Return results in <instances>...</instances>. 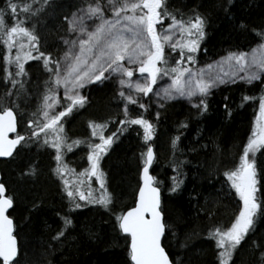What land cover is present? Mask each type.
Segmentation results:
<instances>
[{
    "label": "snow or ice",
    "instance_id": "1",
    "mask_svg": "<svg viewBox=\"0 0 264 264\" xmlns=\"http://www.w3.org/2000/svg\"><path fill=\"white\" fill-rule=\"evenodd\" d=\"M35 3V0H33ZM50 0H43L44 6L49 5ZM106 9L95 0L89 3L85 9H77L71 13V19L64 16L68 22L69 33L74 38L59 37L68 47L62 58H57L51 51H42L41 37L37 34L35 25L22 26L27 23L32 15H37L41 9H34L33 4L23 3L24 20L17 17L21 4L14 0H6L5 7L0 8V33L4 36L8 53L3 57L6 65H15L12 71L5 68V80L11 85V89H17L15 93L10 89L8 96H19L24 88L23 78L28 76L25 64L29 60L40 61L41 71L47 74L44 82L47 91L55 96V90L63 85L65 96L71 101L63 110L51 114L49 109L53 107L48 103L49 96L43 97L42 106L32 114V118L26 121L25 134L17 131L18 105L0 107V157H14L19 150L30 145L53 149L55 167L53 173L63 181L64 191L69 201V209H80L86 204H99L109 208L113 202V194L107 189V174L101 166L103 158L110 152L118 134H123L125 128L117 127L110 135L105 136L103 130L107 122L97 124L89 121L92 128V136L99 137L100 142L88 141L87 153L88 167L79 175L87 174L88 183L84 180L77 182L78 186L69 187L71 183L65 178L69 169L64 161L63 148L66 146L71 151L84 141L73 140L66 143L67 136L64 133L62 118L70 115L74 107L83 108L88 97L80 94L89 84H102L110 79L113 74L119 78V97L123 98V112L126 119L119 120L120 125H138L143 129V140L146 150L141 153V167L139 170L138 191L135 205L115 215V221L121 233L130 238L128 246V258L130 264H174L166 251L164 240L173 232L174 225L170 224L167 210L162 200L161 182L152 174L154 161L157 155L150 141L155 136L153 122L143 114L134 118H128L129 104L137 105L147 112L150 105L141 102V98H149V94L156 97V103L160 108L164 107L161 100L169 101L177 98H186L190 102L193 98H199L198 103L193 104L198 114L206 112L208 104L206 97L213 89L225 83H235L237 80L247 81L251 84L264 77V43L258 48L252 49V57L244 51H230L220 61L208 63L203 67H195L197 54L200 51L201 41L206 36L207 18L199 13L189 20L177 19V16L169 10L167 0H107ZM233 0H226L225 12L230 10ZM111 12V15H107ZM14 18L12 26L7 25V17ZM170 18L171 22L164 27V21ZM85 20L92 21L91 30L85 24ZM159 26V29H158ZM243 27H247L242 25ZM179 30L187 35L188 39H178L173 42V31ZM260 37L264 38V26L260 29L253 28ZM27 37L29 48L23 51L24 45L20 44V51L15 56L11 55V49L15 47L14 37ZM166 46L171 53L178 52V59L174 63L171 53H166ZM78 49V50H77ZM23 51V55L21 52ZM206 51V50H205ZM259 51V56L256 53ZM32 52L36 55L33 56ZM215 67L218 71H213ZM134 72H138L141 79L132 80ZM244 73V75H240ZM170 78V83L155 90L154 86L164 78ZM19 86V87H18ZM134 89L133 93H127L123 87ZM72 89H77L74 95H69ZM139 94V95H137ZM245 100L252 97L245 96ZM53 103L58 101L53 100ZM227 108V105H225ZM160 111L155 112L157 120ZM186 122L181 127L186 128ZM97 129H100L99 133ZM15 133V135H10ZM180 137L173 139V148L177 146ZM264 97L259 100V113L256 124L243 147V154L239 158V164L233 170H226L230 189L239 198L240 207L230 225L227 227H215L210 229L208 236L213 238L218 251V264H230L234 253L246 241V238L257 227L258 218H264V168L257 160V154L264 155ZM181 164L173 161L171 167L176 174L171 177V186L168 191L175 193L183 184ZM27 176L37 175L34 166H29L23 173ZM99 183L103 194L100 197L93 195L91 179ZM5 183L0 182V264H23L24 252L18 241L17 226L10 210L14 209L15 197L7 194ZM85 202V203H81ZM35 207V205L33 206ZM58 215H60L58 213ZM61 226L52 237L54 242H62L67 239L74 221L69 214L61 216ZM254 247L260 249V264H264V244Z\"/></svg>",
    "mask_w": 264,
    "mask_h": 264
},
{
    "label": "trees",
    "instance_id": "2",
    "mask_svg": "<svg viewBox=\"0 0 264 264\" xmlns=\"http://www.w3.org/2000/svg\"><path fill=\"white\" fill-rule=\"evenodd\" d=\"M187 1L194 10L213 19L218 41H213L211 35L207 42V45L213 43V49L217 47L219 40L220 43L228 41L241 46L250 43L253 33H256L252 29L262 27L264 0H235L234 4L239 5L237 8L231 6L228 12L224 10L225 0ZM174 14L177 19H184L177 13ZM169 21L170 18H167L164 22L168 24ZM2 36L0 34V107L18 105V108H14L18 113V128L21 134H25L27 119L32 118V114L42 106L45 95L49 96V100L58 101L50 109L51 114L63 110L71 101L62 96L60 87L55 90L54 97L47 91L44 83L47 74L41 71L42 62L36 60H29L25 64L28 76L23 78L24 88L20 90L19 96H8L11 85L5 80V68L14 71L15 65H6L3 60L8 48ZM18 39L24 45L25 37ZM18 39H13L16 45L11 49L13 57L20 51ZM28 48L29 45H24L23 51ZM41 50L51 51L48 48ZM165 50L166 53H171L170 49ZM178 52L179 50L171 53L170 63L179 58ZM32 55L35 56L36 53L32 52ZM11 90L13 93L17 91ZM81 94L88 97L84 107L77 108L78 113L73 109L70 115L62 118L66 143L80 137L71 135L84 133L89 125L86 126L87 119L94 118L92 121L97 124L104 123L97 120V117L108 109L114 110L116 106L112 104L114 94L106 93L104 88L97 85H87ZM245 96L252 99L245 100ZM261 97H264V77L247 85L235 83L220 86V90L209 100L208 111L202 116L195 118L191 113L184 114L180 108H174L178 106H170L162 111L158 120L157 145L155 144L157 162L153 164L151 171L161 182L162 200L168 221L174 225L173 232L164 240L166 251L174 264H214L211 244L206 241L208 232L221 227L235 210L234 191H231L229 185L221 184V172L224 168L234 169L238 166L239 156L243 154V147L251 135L252 117L256 121ZM142 102L150 105L146 98ZM132 107L144 116H152L151 105L147 112L138 105ZM182 122H186L188 126L181 127ZM99 131L97 129L98 133ZM135 133L120 135L101 162L107 174V189L113 194V202L109 208L99 204H86L70 211L65 185L50 171L55 165L48 150L54 152L53 149L35 147V150L30 151L29 148L34 146L30 145L20 149L19 154L10 160L0 162L2 183H5L8 192L15 197V206L10 215L16 223L18 241L24 252L23 264H130L128 240L119 233L115 215L119 214V210L130 206L135 196L141 167L139 147L145 146L143 131L139 135ZM177 136L180 139L174 149L172 141ZM91 139L93 137H88L82 144H88ZM96 140L99 141V137ZM63 149L67 150V155V147ZM257 160L264 168V155L258 153ZM173 161L182 165L180 171L185 174L186 179L181 190L168 195L172 183V176L169 175L174 171L171 167ZM3 165L6 166L5 170L2 169ZM30 165L34 166L37 175L23 174ZM69 169L74 170L65 174V178L71 182L69 187L78 186L79 180L85 182L88 178L87 174L79 175L82 172L72 166ZM51 174L62 181L61 189L56 185L57 179ZM96 183L97 181L91 183L93 195L100 197L103 190L97 189ZM65 214L71 215L74 224L67 239L54 242L52 237L59 230L61 216ZM247 239L246 245L243 242L238 250L237 257L241 253L239 258L231 264H260V249L255 248L253 242L257 245L264 244V218H258L257 227Z\"/></svg>",
    "mask_w": 264,
    "mask_h": 264
},
{
    "label": "bare ground",
    "instance_id": "3",
    "mask_svg": "<svg viewBox=\"0 0 264 264\" xmlns=\"http://www.w3.org/2000/svg\"><path fill=\"white\" fill-rule=\"evenodd\" d=\"M177 1L178 2H175L173 0H167L168 8H169L170 11H172L173 13H177V15H179L182 18H184L185 20H189L190 18H194V14L195 13H199L201 15H204L203 12H201V11H199L197 9L194 10L192 7H190L188 5V3H187L188 2L187 0H177ZM14 2H17V3L21 4V8H19L18 12H17V17L20 20H24L25 16H26V14L23 12V7H22L23 3L33 4V8L34 9H41V11L37 15H32L30 17V19L27 21V23L22 25V26L32 27L33 25H35L36 32L41 37V43H46L47 44V42H49L51 38H53V39L55 38L56 39V38L60 37V35L63 33V31H64V29H65V27L67 25V23H66L67 21H65L63 19L64 16L70 17L71 13L76 11L78 8L86 10L87 5L89 3H94L95 0H50L48 6H44L43 0H35V3L33 2V0H14ZM235 2L236 1L233 0V4L231 6H233V7L235 6V8H237V5H239V4H234ZM0 3L4 4L1 7V8H4L6 0H0ZM100 3L105 8L107 7L106 0H100ZM224 4H226V0L224 1ZM107 15H111V14L107 12ZM205 17L207 18V21H208L207 27L205 29L206 36L201 41L200 51L197 54V64L195 65V67L198 66V64L200 65V63L203 60H206V59L209 60V59H212V58L214 59V56L220 55L223 52L227 53L229 51H236V52L244 51L247 54H249L250 52H252L253 48H255L256 46H258L260 43H262L264 41V38L260 37L257 33H253L252 41L250 43L247 42L248 44L246 43L245 45L241 46L239 44H232V43H230L228 41L220 43V40H219V43L217 44V47L215 49H213L212 48L213 47V43L212 42H210L209 45H207L208 39L211 38V35H212L213 41L214 40L218 41V39H217L218 36H217V34L215 35V33H216L215 29L216 28H214L215 24L213 22V19L212 18L209 19V17H207V16H205ZM13 21H14L13 17H11V16L7 17V25L9 27L12 26ZM170 22L171 21H169V23ZM163 23H164V27L166 28L167 24H165V22H163ZM261 26H264V20H263V23H262ZM0 34H2V33H0ZM184 35L187 36L186 34H184ZM17 37L18 36L14 37V39H16ZM3 39H4V36H3ZM25 40H27V37H25ZM49 44H50V42L48 43V45ZM166 49H169V48L166 46ZM176 59H178V58H176ZM138 75H140L138 72H134L133 76H138ZM247 84H249V83H244L243 85H247ZM94 85H97L98 87L104 88L105 92L108 93V94H112L113 93L114 97H115V99H114V101L112 103L113 105H116V106H114V110L111 111V110L108 109L107 110L108 112L104 111L100 115V117H97V120H99L101 122H104V123L105 122L108 123V127L105 130L104 135L105 136L110 135L111 132L115 131L117 127H121V128H125L126 129L123 132V134H118V136H120V135L128 136L129 134H134L135 132H138V131L139 132L135 133V134L139 135L140 132L143 131V129L140 126H138V125L127 126V125H120L119 124V120L126 119L124 113H120L119 112L120 103H121L120 101H122L123 98H120L119 95L115 93V90L113 89V86L111 85V83H109L107 81H104L102 84H94ZM219 90H220V86H218L217 88L213 89L211 94L206 97L208 108H209V100ZM149 96L151 97V99H149V98H146V99L148 100V102L152 106V94H149ZM143 99L144 98H141V102H142ZM198 101H199V98H196L194 102L198 103ZM163 103H164V107L160 111L161 114H162V111L166 110L170 106H178V107H174V108H180V110H182V113H184V114L191 113V114L195 115V118L197 116H202V114H204V113H206L208 111V109H207L206 112H203L202 114H198V110L195 107H193L192 104H188L186 101H183V100H180V99L169 100V101H165ZM73 109H74V111H76V113L79 112V110H76L77 107H74ZM152 110H153V108H152ZM258 112H259V110H258ZM140 114H143V113L133 109L132 104H129L128 118H134L135 116L140 115ZM151 117L145 115V118L151 120L153 122L154 126H155V136H154L153 140L151 141V144H152V146L154 148V151H155V153L157 155V152L155 150V149H157V147L155 146V144L157 145V137H158V132H159L158 131L159 123H158V120L156 119L154 113H152ZM160 118H161V115H160ZM93 119L94 118L87 119L86 126L89 124V121H92ZM17 121H18V118H17ZM255 124H256V121L252 117V119H251V127H250L251 133H252V130H253V127L255 126ZM86 129H88L90 131L89 125H88V127ZM17 131H19V128H17ZM90 133H92V131H90ZM81 136L85 137V131H84L83 134H81ZM121 139H123V138H121ZM144 145L145 146H141L140 145V147H139L140 155H141L142 152H144L146 150V144H144ZM35 147H37V146L34 145V146L30 147L29 148L30 151L35 150ZM175 153H176V151H175ZM47 155H48V153H47ZM241 155L242 154H240V156ZM240 156H239V158H240ZM11 158L12 157H10V158H8L6 160H0V162L8 161ZM156 162H157V159L154 161V163L156 164ZM3 168L5 170L6 166L3 165L2 169ZM226 170H233V168H229V167L228 168H224L222 170V172H221V177L223 179H221L220 181H221V184L228 186L230 182H228L227 178L224 176V172ZM0 174H1V170H0ZM175 174H176V172L174 170L173 173H170L169 176H174ZM182 179H183V181L186 179V176H185L184 173H183ZM95 181H96L95 179H91V183H94ZM85 182L86 183L89 182L88 178L85 180ZM138 183H139V176H138L137 185L135 187V196H134L133 203L130 206H128L127 208H125L123 210H119L118 211L119 213H121L123 211H126L128 208L133 207L135 205L136 194H137V191H138ZM182 187H183V184L181 186V189H182ZM231 191H234V190L231 189ZM177 192H175L173 194H176ZM7 194L11 195V193H9V192H7ZM171 194H172V192L168 191V195H171ZM233 202H234V205H235V210L231 214V216L229 217L227 222L223 223L221 225V227L229 226L231 221L234 219V216L238 212V209L240 207V201H239V198L236 195H235V198L233 199ZM117 228H118V226H117ZM118 231H119V229H118ZM119 233L121 234L120 231H119ZM122 236L126 237L124 235H122ZM127 240H128V245H129V238H127ZM206 241L210 242V244H211V249L213 251V257H214V260H213L214 264H218V251H219V249H217V247H216L215 240L213 238H210L207 235ZM238 250H237L236 253H238ZM234 258H235V255L233 257V260H235ZM258 258H259V254H258ZM232 262H230V264Z\"/></svg>",
    "mask_w": 264,
    "mask_h": 264
},
{
    "label": "rangeland",
    "instance_id": "4",
    "mask_svg": "<svg viewBox=\"0 0 264 264\" xmlns=\"http://www.w3.org/2000/svg\"><path fill=\"white\" fill-rule=\"evenodd\" d=\"M106 2H107V0H106ZM4 4L3 3H0V8L3 6ZM108 8V4H107V7H106V9ZM108 13H110L111 14V12H108ZM69 19H71V16L69 17ZM67 23V25H66V27H65V29H64V31H63V33L60 35V37L61 36H65V37H68V38H74V35L75 34H73V33H69L68 31H67V29H68V22H66ZM85 24L86 25H88L89 26V29L91 30V28L93 27V24H92V21H90V20H85ZM169 31H173L174 32V35H173V42H175L176 40H178V39H181V36H182V34H181V32L179 31V30H169ZM3 37V36H2ZM18 45H20V43H21V41H20V39H18ZM50 44L48 45V44H46V43H42V45H43V47L42 48H49L51 51H52V53L54 54V55H56L57 56V58H62L63 57V55H64V53L68 50V47L63 43V41L58 37V38H51L50 39ZM262 43H264V41L262 42ZM262 43H260V44H262ZM259 44V45H260ZM24 45H25V47H27L28 45H29V43L28 42H25L24 43ZM258 45V46H259ZM258 46H256L255 48H258ZM78 50V49H77ZM230 52V51H229ZM234 52H236V51H234ZM228 53V52H227ZM227 53H222V54H220V55H216V56H214V59L212 58V59H206V60H203L201 63H200V65L198 64V66H196V67H203L204 65H206V64H208V63H214V62H218V61H220V59H221V57H225L226 55H227ZM22 54V53H21ZM259 51L256 53V55L257 56H259ZM23 55V54H22ZM252 55H253V53L252 52H250L249 54H248V56H247V58L248 59H251V57H252ZM213 71H218V69L215 67V64H214V68H213ZM240 75H244V73H240ZM119 76L117 75V74H113V76L110 78V79H108V80H106L107 82H109V83H111V85L113 86V89L115 90V93L116 94H118L119 93V90L121 89V86L119 85V83H118V81H119ZM137 79H141V76L140 75H138V76H133L132 77V80L133 81H135V80H137ZM255 82V81H254ZM168 83H170V78H164L163 80H160V81H158V84L157 85H155L154 86V89L155 90H160V88L161 87H163V86H165V85H167ZM235 83H237V84H244V83H248L246 80L245 81H241V80H237ZM235 83H231V82H229V83H225V84H222V85H220V86H231V85H233V84H235ZM253 83V82H252ZM61 88H62V96H64L65 98H67L68 99V97H66L65 96V94H64V92H65V89H64V87H63V85H61ZM81 90L82 89H79L78 91L81 93ZM123 90L126 92V94L127 93H133L134 92V89H130V88H128L127 86H124L123 87ZM77 91V89H72L70 92H69V95H74L75 94V92ZM138 95V94H137ZM177 99H180V100H183V101H186L188 104H194L195 102V99L196 98H193V100L190 102L188 99H186V98H177ZM69 100V99H68ZM156 100H157V98L156 97H154V96H152V108H153V113L155 114V112L156 111H161L162 110V108H160L159 106H158V104L156 103ZM121 103H120V108H119V112L120 113H124L123 112V105H124V100L122 99V101H120ZM161 103H163V102H165L164 100H161L160 101ZM48 103H52V104H54L53 103V100H48ZM164 104V103H163ZM49 112H50V109H49ZM259 113V112H258ZM258 113H257V115H258ZM257 115H256V117H257ZM89 129H90V131H92V128H90L89 127ZM90 131L88 130V129H85V137H83V136H81V135H71V137L72 136H80L79 138H73V139H70L69 141H73V140H81V141H87V138L88 137H93L92 136V133H90ZM96 138H98V136H96V137H93V139H91L90 141L91 142H95V143H99L100 142V140L98 141V140H96ZM73 148H75V151H73L70 155H68L67 157H65L66 156V152H67V150H65V149H63V151H64V161H65V164H71L73 167H76V169H78V170H84L85 168H87L88 167V161H87V153H88V144H79V145H77V146H74ZM48 153L50 154V157H51V160L53 159V156H54V152L52 151V150H48ZM53 165H55V161L53 162ZM51 173H53V170H52V168H51ZM52 175V174H51ZM52 177L53 178H55V179H57L56 180V185L58 186V188L59 189H61L62 188V184H61V182H60V180L58 179V178H56V177H54L53 175H52ZM92 179H95L94 177L92 178ZM96 188L97 189H100V187H99V183L97 182L96 183ZM238 213V212H237ZM249 239V238H248ZM247 238H246V241L244 242V245H246V242H247V240H248ZM216 244V243H215ZM240 248V247H239ZM238 248V249H239ZM237 252V251H236ZM235 252V258L234 259H237V258H239V255L241 254H239L238 255V257H237V254L238 253H236Z\"/></svg>",
    "mask_w": 264,
    "mask_h": 264
},
{
    "label": "water",
    "instance_id": "5",
    "mask_svg": "<svg viewBox=\"0 0 264 264\" xmlns=\"http://www.w3.org/2000/svg\"><path fill=\"white\" fill-rule=\"evenodd\" d=\"M15 133H13V134H10V135H14ZM8 158H10V157H8ZM8 158H5V157H0V160H6V159H8ZM0 182H1V174H0ZM122 235H124V236H126V234H123V233H121ZM129 242H130V238H129ZM129 246V245H128Z\"/></svg>",
    "mask_w": 264,
    "mask_h": 264
}]
</instances>
